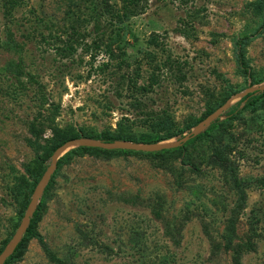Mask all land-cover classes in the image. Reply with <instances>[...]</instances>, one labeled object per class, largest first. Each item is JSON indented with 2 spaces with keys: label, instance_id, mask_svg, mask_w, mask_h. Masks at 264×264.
I'll list each match as a JSON object with an SVG mask.
<instances>
[{
  "label": "rangeland",
  "instance_id": "374dc122",
  "mask_svg": "<svg viewBox=\"0 0 264 264\" xmlns=\"http://www.w3.org/2000/svg\"><path fill=\"white\" fill-rule=\"evenodd\" d=\"M255 2L146 0L108 28L91 0H17L11 18L0 0V257L29 215L1 264H232L238 247L264 264V31L244 47L252 79L234 47L262 22ZM74 139L144 150L72 146L32 204ZM233 174L247 198L231 234Z\"/></svg>",
  "mask_w": 264,
  "mask_h": 264
},
{
  "label": "trees",
  "instance_id": "16d2710c",
  "mask_svg": "<svg viewBox=\"0 0 264 264\" xmlns=\"http://www.w3.org/2000/svg\"><path fill=\"white\" fill-rule=\"evenodd\" d=\"M145 1L146 0H120L121 7L117 10V9L113 8L110 0H91V3L93 4V7H94V12L92 13L93 18H94L93 21L97 27H99L101 24H104L108 28L121 26L122 24L127 22L129 19L139 15L143 11V9H144L143 3ZM16 3H17V0H2L4 17L11 18L12 9L16 5ZM253 6H255V8H254L255 9L254 10L255 15H257V16L261 15V14L263 15L262 22H261L260 26L258 27V29L256 30V32L254 34L244 35V36L240 37L239 39H237L234 43V47L236 50V56H235L236 66L240 72V75L245 79H252L253 75L251 73V69H250L248 63L245 60L244 47H245V45L248 44V42H250V40L252 38L259 36L261 34V32L264 31V0H256V2L253 4ZM104 37H105V34L101 33V39L100 40H103ZM6 49H7V52H8V50H10L8 48H6ZM22 74L23 73L20 72V73H18L17 76L21 77ZM28 79L30 80V82L34 81L33 77H31V76H28ZM254 94H260V91L257 90L254 92ZM251 97L252 96L250 95L248 98H251ZM211 113L213 114L214 111H212ZM213 124L214 123L212 122L210 125L213 126ZM163 128L164 127H161L160 131H163ZM205 133H206V130L202 131V132H200L194 136H191L188 141L189 142L195 141L198 138L202 137ZM117 139L123 140L126 142H134V143L136 142L134 137L130 133H127V134L119 133ZM163 139H165V138H163V137L158 138V139H156V142L162 141ZM104 142L106 144H114L113 140H106ZM62 144L63 143L57 145L53 150H56V148L61 147ZM168 150H171V149H167L166 151H168ZM213 160L219 166H224L225 162H226V160L223 159L221 154H218L217 156L213 157ZM44 172H43V174H44ZM232 179H233V187H234L236 195H237V203H236V206L234 208V211L232 212V217L229 219V225L227 227V231L230 232L231 234L233 232V227H234V223H235L234 214L243 208V206L246 202V198H247L246 190L244 188L245 183L241 182L238 179V177L234 174L232 175ZM21 189H24V188H21ZM36 239H37V242H38L39 246L41 247L43 253L47 257V259L50 262H55V257L53 255V253L46 246L42 237L39 235H36ZM17 247H18V245L16 246V248ZM242 248H244V247H238L236 249V251H234V255L232 257V264H241L239 253L241 252ZM245 248H246V250H251L250 247H245Z\"/></svg>",
  "mask_w": 264,
  "mask_h": 264
},
{
  "label": "water",
  "instance_id": "95a60500",
  "mask_svg": "<svg viewBox=\"0 0 264 264\" xmlns=\"http://www.w3.org/2000/svg\"><path fill=\"white\" fill-rule=\"evenodd\" d=\"M217 114L213 113L211 115V118L206 120L205 123L206 125H210L212 123V120L214 118H216ZM204 130V129H203ZM203 130H199L196 133H190L187 137H184L182 140L178 141L175 146L181 145L182 143H185L189 140V138L191 136H194L200 132H202ZM118 144H122L125 145L128 149L134 150V151H143L144 149L139 147L136 144L133 143H126V142H116L114 144H105L102 145L101 143H99L98 141L95 140H88V139H74L71 141H68L66 143H64L56 152L55 154L52 156L51 159V165L46 169V171L44 172L43 176L41 177L39 183L37 184L34 192H33V196H32V200L31 203L34 204L35 199L37 197H40L55 169L56 163H57V158L59 155L63 154L68 148L72 147V146H85V147H90V148H108L114 145H118ZM29 222V215H26L20 225V231L18 232L14 243L11 245V247L8 249V251L3 254L0 257V264L3 263L15 250L16 246L19 244L20 240L22 239L26 229H27V225Z\"/></svg>",
  "mask_w": 264,
  "mask_h": 264
}]
</instances>
